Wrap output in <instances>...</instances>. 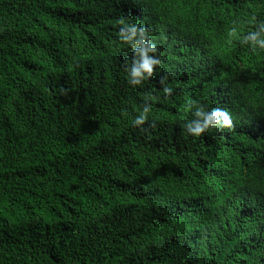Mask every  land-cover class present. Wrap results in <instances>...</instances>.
Listing matches in <instances>:
<instances>
[{"label":"trees","instance_id":"obj_1","mask_svg":"<svg viewBox=\"0 0 264 264\" xmlns=\"http://www.w3.org/2000/svg\"><path fill=\"white\" fill-rule=\"evenodd\" d=\"M121 18L160 49L143 86ZM262 22L264 0H0V264H264V49L227 36ZM191 101L233 127L187 135Z\"/></svg>","mask_w":264,"mask_h":264},{"label":"clouds","instance_id":"obj_2","mask_svg":"<svg viewBox=\"0 0 264 264\" xmlns=\"http://www.w3.org/2000/svg\"><path fill=\"white\" fill-rule=\"evenodd\" d=\"M118 31L119 41L132 49L133 55L130 64H126L125 72L128 83L133 86H143L150 80L162 63V57L158 45L154 42L151 30L148 27L135 23H128L121 18ZM229 42L232 38L239 40L242 47H249L253 51L264 49V22L259 23L254 30L247 34H239L235 25L227 31ZM167 74L161 76L160 84L165 97L173 95L174 88L167 83ZM151 98L145 97L142 108L135 114L131 121L132 127L145 130V125L150 119ZM187 109L191 112V119L183 125V130L191 137H201L206 132L216 129H231L233 118L230 112L222 108L209 109L198 101H191L187 104Z\"/></svg>","mask_w":264,"mask_h":264}]
</instances>
